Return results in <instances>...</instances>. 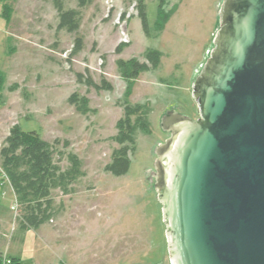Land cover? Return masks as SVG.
<instances>
[{
    "label": "rangeland",
    "instance_id": "obj_1",
    "mask_svg": "<svg viewBox=\"0 0 264 264\" xmlns=\"http://www.w3.org/2000/svg\"><path fill=\"white\" fill-rule=\"evenodd\" d=\"M61 1L65 9L80 10L75 32L59 27L56 0H13L9 36L0 24V70L6 76L0 92V140L16 123L53 143L63 169L69 167V153L82 160L85 174L72 192H52L53 220L64 215L70 228L66 245L72 264L77 256L87 264H171L155 189L156 147L170 137L162 127L169 111L200 116L193 85L214 47L224 0H146L149 34L137 15V0H90L82 7L79 0ZM160 3L175 10L157 31ZM121 11L131 16L118 22ZM123 20L126 27H121ZM78 36L83 47L75 52ZM123 38L128 45L117 53ZM149 48L162 52L161 62L139 75L127 98L117 60L144 61ZM89 80L99 85L105 80L112 89H98ZM73 93L88 99L85 113L69 102ZM127 102L150 105L151 133L138 131L130 169L116 176L105 166L120 147L114 140L116 123ZM5 199L16 204L13 195Z\"/></svg>",
    "mask_w": 264,
    "mask_h": 264
},
{
    "label": "water",
    "instance_id": "obj_2",
    "mask_svg": "<svg viewBox=\"0 0 264 264\" xmlns=\"http://www.w3.org/2000/svg\"><path fill=\"white\" fill-rule=\"evenodd\" d=\"M192 92L156 147L171 264H264V0H224Z\"/></svg>",
    "mask_w": 264,
    "mask_h": 264
},
{
    "label": "trees",
    "instance_id": "obj_3",
    "mask_svg": "<svg viewBox=\"0 0 264 264\" xmlns=\"http://www.w3.org/2000/svg\"><path fill=\"white\" fill-rule=\"evenodd\" d=\"M13 0H2L1 15L8 27L11 23L14 7ZM90 0H79L82 7ZM138 16L146 34H149V23L146 12V0H137ZM59 13V27L75 32L80 27V10L75 8L65 9L61 0H56ZM175 8L165 11L160 3L155 29L162 31L174 13ZM125 44L116 48L121 53ZM83 47L80 36L76 38L75 52ZM162 52L149 48L145 52L146 61L137 57L118 59L117 67L121 77L126 81L125 96L128 98L132 92L135 80L139 75L151 69H156L161 62ZM80 80L82 75L79 74ZM6 76L0 70V92L3 89ZM98 89H112V84L103 80L102 84L87 81ZM69 102L76 105L77 109L85 113L88 109V99L73 93ZM151 107L148 103L127 104L123 116L117 121V134L114 140L120 144L112 154V160L105 166V170L116 175L126 174L131 166L130 154L136 149L138 131L151 133L149 115ZM55 145L45 140L37 131H25L19 124H14L9 130L4 143L0 148V164L7 174L14 188L20 206L19 223L22 228H37L49 222L55 216L53 190L59 189L64 194L72 192L73 184L84 176L83 163L75 153L68 154L69 167L63 169L55 160ZM5 256L0 252V264H5ZM12 264H21L17 259H11Z\"/></svg>",
    "mask_w": 264,
    "mask_h": 264
},
{
    "label": "crops",
    "instance_id": "obj_4",
    "mask_svg": "<svg viewBox=\"0 0 264 264\" xmlns=\"http://www.w3.org/2000/svg\"><path fill=\"white\" fill-rule=\"evenodd\" d=\"M0 3L1 15L2 0H0ZM0 24L3 25L4 32L9 36L6 21L3 23L2 20ZM9 130H7L3 140H0V148ZM7 195H13L15 201H17L10 180L4 176L0 169V252L3 253L5 258H15L21 264H72L71 250L66 245L67 239L70 238V228L64 215L54 220L51 219L37 228H22L19 217L16 216L13 210L14 204L12 202L7 204L5 201ZM130 253L134 254L133 251ZM102 255L104 256V254ZM103 256H101L100 261L104 258ZM81 257L77 256L76 263L87 264L85 258ZM99 264H103V262Z\"/></svg>",
    "mask_w": 264,
    "mask_h": 264
},
{
    "label": "flooded vegetation",
    "instance_id": "obj_5",
    "mask_svg": "<svg viewBox=\"0 0 264 264\" xmlns=\"http://www.w3.org/2000/svg\"><path fill=\"white\" fill-rule=\"evenodd\" d=\"M163 8H164L165 11H169V10H171V9L166 10V9H165V5H163ZM136 12H137V15H138V7H137V9H136ZM134 13H135V12H134ZM128 15L131 16V14H128V13L125 12V11H124V12L121 11V12L119 13V19H118V22L121 21L122 18H123V19H126V18L128 17ZM126 21H127V20H123V21H122V25H121V27H123V26L126 27V24H124ZM122 29H123V28H122ZM122 31H123V36L125 37L126 34H124V33H126V31H125V30H122ZM122 31H121V32H122ZM124 40H125V41L127 40V42H125ZM128 42H129L128 39H124V38H123V40L121 41V43H119L118 45H120V44H125V45L127 46V45H128ZM126 46H125V47H126ZM116 48H117V47H116ZM144 61H146V58H145ZM169 135H170V134H169Z\"/></svg>",
    "mask_w": 264,
    "mask_h": 264
},
{
    "label": "built area",
    "instance_id": "obj_6",
    "mask_svg": "<svg viewBox=\"0 0 264 264\" xmlns=\"http://www.w3.org/2000/svg\"><path fill=\"white\" fill-rule=\"evenodd\" d=\"M0 169H1V171L3 172V174H4V176L6 177V178H8V176H7V174L5 173V171L3 170V168L2 167H0ZM9 179V178H8ZM20 206H19V203H18V201H16V204H14V206H13V210L15 211V214H16V216L17 217H19L20 216V208H19ZM5 264H12V261H11V259L10 258H6V260H5Z\"/></svg>",
    "mask_w": 264,
    "mask_h": 264
}]
</instances>
